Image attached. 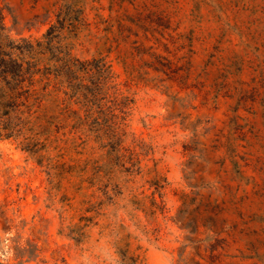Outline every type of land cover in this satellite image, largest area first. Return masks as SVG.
Instances as JSON below:
<instances>
[{
	"label": "rangeland",
	"instance_id": "374dc122",
	"mask_svg": "<svg viewBox=\"0 0 264 264\" xmlns=\"http://www.w3.org/2000/svg\"><path fill=\"white\" fill-rule=\"evenodd\" d=\"M59 20L112 80L36 78L0 264H264V0H0L15 43Z\"/></svg>",
	"mask_w": 264,
	"mask_h": 264
},
{
	"label": "trees",
	"instance_id": "16d2710c",
	"mask_svg": "<svg viewBox=\"0 0 264 264\" xmlns=\"http://www.w3.org/2000/svg\"><path fill=\"white\" fill-rule=\"evenodd\" d=\"M63 30L64 21L59 20L34 43L26 40L15 43L0 34V139L22 135L30 117L36 113V87L41 80L36 79L38 76L52 75L65 88H70L74 80L83 81L84 85L88 79L95 78L96 88L112 80L103 59L80 61L70 56L61 46ZM39 57L47 62L42 69Z\"/></svg>",
	"mask_w": 264,
	"mask_h": 264
}]
</instances>
